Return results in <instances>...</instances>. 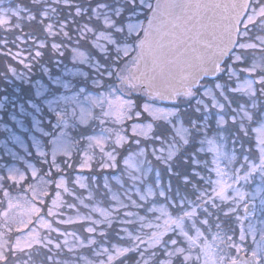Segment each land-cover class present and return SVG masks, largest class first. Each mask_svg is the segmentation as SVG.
Wrapping results in <instances>:
<instances>
[{"label": "snow or ice", "instance_id": "snow-or-ice-1", "mask_svg": "<svg viewBox=\"0 0 264 264\" xmlns=\"http://www.w3.org/2000/svg\"><path fill=\"white\" fill-rule=\"evenodd\" d=\"M5 5L0 55L94 84L42 169L0 174V264H264V0Z\"/></svg>", "mask_w": 264, "mask_h": 264}, {"label": "rangeland", "instance_id": "rangeland-1", "mask_svg": "<svg viewBox=\"0 0 264 264\" xmlns=\"http://www.w3.org/2000/svg\"><path fill=\"white\" fill-rule=\"evenodd\" d=\"M12 51L17 49L13 47ZM87 75V69L68 53L63 57L46 53L31 67L19 63L18 66L10 65L8 58L0 55V174L40 170L44 167L43 161L51 157L57 147L76 136V123L61 117L77 100L82 101L91 94V89L86 87L87 80L83 79ZM76 77L83 79L78 85L73 80ZM25 87H30L31 91L27 92ZM92 168L98 172L95 164ZM86 171L89 169L80 171L79 175L88 177ZM80 194L86 196L87 192L80 190ZM64 200L76 203L67 195ZM65 211L75 217L74 209ZM44 255L43 251L34 249L30 264H42ZM23 256L21 259H28L27 255Z\"/></svg>", "mask_w": 264, "mask_h": 264}, {"label": "trees", "instance_id": "trees-1", "mask_svg": "<svg viewBox=\"0 0 264 264\" xmlns=\"http://www.w3.org/2000/svg\"><path fill=\"white\" fill-rule=\"evenodd\" d=\"M8 58V61H9V63H10V65H16V66H18V63H16L12 58H9V57H7ZM87 72H88V77H83V79H86L87 80V86L86 87H88V89H91V87L93 86V84H94V81L91 79V76H92V73L90 72V71H88L87 70ZM77 78V79H76ZM76 78H74L73 80L75 81V83L78 85L81 81H83V79L82 78H80L79 79V77H76ZM44 80L47 82V80H46V78H44ZM49 83V82H48ZM78 87V86H77ZM26 88V90H27V92L28 91H31L30 90V87H25ZM33 96V95H32ZM138 103L139 102H141V101H137ZM48 145V144H47ZM69 173H71V172H69ZM86 174H88L89 176H91V175H93V174H96V175H100V173L99 172H94V169L92 168V170H89V171H86L85 172ZM51 190V189H50ZM52 191V190H51ZM33 251H34V249H33ZM43 258H42V262H43V260H44V256H42ZM43 264V263H42Z\"/></svg>", "mask_w": 264, "mask_h": 264}]
</instances>
